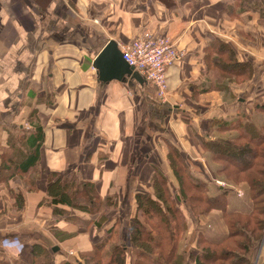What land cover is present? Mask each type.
<instances>
[{
	"label": "crops",
	"instance_id": "0c3cea01",
	"mask_svg": "<svg viewBox=\"0 0 264 264\" xmlns=\"http://www.w3.org/2000/svg\"><path fill=\"white\" fill-rule=\"evenodd\" d=\"M145 31L169 37L182 54L167 71V102L133 76L101 82L94 67L110 41L122 51ZM216 40L231 44L255 70L245 86L233 84L239 100L229 103L218 51L208 57ZM263 96L264 17L250 0H0V155L16 160L10 139L16 144L33 134L34 124L44 134L37 190L29 192L17 176L0 184V264H37V246L56 264H78L74 258L92 253L109 222H128L137 193H153L155 168L177 191L166 140L193 176L216 177L199 138L214 140V120L247 111ZM72 173L93 184L96 196L115 198L101 230L97 216L67 209L90 222L76 225L42 204L49 175ZM9 190L24 195L21 209ZM230 202L232 209H250ZM258 256L255 264H264V243Z\"/></svg>",
	"mask_w": 264,
	"mask_h": 264
},
{
	"label": "trees",
	"instance_id": "16d2710c",
	"mask_svg": "<svg viewBox=\"0 0 264 264\" xmlns=\"http://www.w3.org/2000/svg\"><path fill=\"white\" fill-rule=\"evenodd\" d=\"M247 1L242 0V3L247 4ZM250 3L251 10L264 17V0H250ZM214 43L216 45L208 49L211 50L208 57L213 58V53L218 51L220 60L217 70L225 79L233 80L241 86L253 79V65L248 61L241 62L231 44L222 40ZM224 88L226 94L233 93L226 85ZM233 96L235 98L234 93ZM261 112L264 113V103L254 102L247 111L227 119L214 120L211 127L219 134L214 140L199 138L202 149L209 153L211 162L215 166L222 165L216 170L218 178L232 186H239L238 183L245 178L248 199L252 202L250 209H232L228 189L220 187L217 194L211 195L208 186L200 178L193 176L180 149L166 140L169 166L175 174L174 184L180 195L175 196L176 188L174 190L171 187L166 174L155 168L151 179L153 193H137L136 208L130 215V220L127 223L120 220L109 222L105 237L102 236V240L97 237L98 240L93 245L94 254L84 259L89 264H129L127 257L134 250L130 264H185L189 246L185 241L189 234L182 206L185 205L197 219L214 211L221 213L223 227L227 228V232L217 237L206 236L201 232L194 237L197 254L190 257L194 264H255L264 243V123L260 125L255 116ZM33 126V134L18 136L16 144L13 143V137L10 139L9 144L17 153L16 160L6 153L0 155V184L6 185L17 176L21 177L29 192L37 190L44 134L41 126ZM230 153L249 154L251 157L245 165L238 166L230 163L227 157ZM9 192L15 199L16 206L21 209L19 204L24 201V195ZM46 196L47 199L42 204L55 206V215H67L68 221L76 225L88 226L90 222L85 223L81 218L71 217L67 209L86 213L91 217L97 216L94 225L98 230L107 223V216L117 207L113 196H96L94 185L81 181L74 173L63 177L49 175ZM241 219L247 220L243 223ZM250 221L255 222L252 231L247 227ZM228 244L233 245L236 250L228 247ZM34 257L37 264H56L52 253L39 246L35 247Z\"/></svg>",
	"mask_w": 264,
	"mask_h": 264
},
{
	"label": "rangeland",
	"instance_id": "374dc122",
	"mask_svg": "<svg viewBox=\"0 0 264 264\" xmlns=\"http://www.w3.org/2000/svg\"><path fill=\"white\" fill-rule=\"evenodd\" d=\"M260 50H261V48H260ZM218 77H219L220 81L224 82V85H226V88L232 89L233 84H235L233 82V80H228V79L223 80L224 76L220 72L218 73ZM219 80H218V82H219ZM258 80H259V78H258ZM244 85H245V83L242 84V86H244ZM169 92H170V89L168 90L167 96L165 98H159V96L157 95L158 99H160V101L162 100L164 102H167L166 99L169 97ZM246 96H244V97H246ZM225 100L229 103L232 100H239V99L237 98V96H235V98H234L233 93L230 92L229 94L227 93ZM259 102H260V104L264 103V96L259 99ZM255 116H256L258 122H260V125L264 123V113L261 112L259 115L256 114ZM243 147H247V146H243ZM227 157H228V159H230V163L237 164L238 166H242V165H245L247 162H249L251 156L249 154L248 155H239L238 153H234V154L230 153L227 155ZM221 166H222L221 164L218 166L214 165V167L212 166L214 168V171H215V172H213V174L215 173L216 177H213V176L209 177L208 176L205 179L200 178V180H202L203 183H205L208 186L209 193L211 195L217 194L218 189L220 187L223 189H228V190H230V195H229L230 201L231 200L233 202H235L237 200L242 201L245 203V205H248L249 207H251L252 202H251V199H248V195H247V188L248 187H247V185H245V182H244L245 178L241 179V181L238 183L239 186H236V185L232 186V185L228 184L225 180H222L221 178L217 177L216 170L220 169ZM240 192L243 193L242 196H239ZM175 194H176L175 196H177V197H178V195H180L178 191H176ZM182 206L184 208V214L186 215L187 225H188V229H189V234L187 235V237L185 239L186 244H189V246L187 247L188 257L186 255V263L185 264H194L193 259L190 258L192 255L197 254V251L195 250L197 248H195L196 242H194L195 241L194 237H197V235L200 232H201V234H204L206 236L209 235L211 237H217V236L224 234V232H227V228L223 227L222 214L217 212V211H214L210 214L208 213L207 215H204V216H200V217H198L199 219H197L196 216L192 214L191 210L187 206H185V205H182ZM125 210H128V208H126ZM244 211H247V209ZM132 213H133V209H132L130 215ZM129 220H130V216H127V220H125V221H129ZM241 220L244 223L247 219H241ZM250 222H251L250 225H248L247 227L250 228V231H252L255 228V224H254L255 222H252V221H250ZM227 246L228 247L230 246V247L234 248V250H236L235 247L231 244H228ZM93 251L94 250L91 247L90 252H92V253L87 254V256H92L94 254ZM131 251H132L131 255H129V257H127L129 264L132 261L130 259V257L134 254V250H131ZM191 252H194V253H191ZM85 257H86L85 255L83 256V258H81V256L80 257L76 256L74 258V260L78 261L79 264H89L88 261H86L84 259ZM258 262H259V260H258Z\"/></svg>",
	"mask_w": 264,
	"mask_h": 264
},
{
	"label": "built area",
	"instance_id": "2783aa9c",
	"mask_svg": "<svg viewBox=\"0 0 264 264\" xmlns=\"http://www.w3.org/2000/svg\"><path fill=\"white\" fill-rule=\"evenodd\" d=\"M121 52L123 60L155 88L159 98H165L169 90L167 71L182 60L177 45L169 37H156L145 31L129 45L123 46ZM242 195L240 192L239 196Z\"/></svg>",
	"mask_w": 264,
	"mask_h": 264
},
{
	"label": "water",
	"instance_id": "95a60500",
	"mask_svg": "<svg viewBox=\"0 0 264 264\" xmlns=\"http://www.w3.org/2000/svg\"><path fill=\"white\" fill-rule=\"evenodd\" d=\"M94 67L101 82H110L112 80H124L125 77H134L143 82L140 74L135 72L129 64L123 60V55L116 42L110 41L102 53L94 60ZM59 248L54 247V252Z\"/></svg>",
	"mask_w": 264,
	"mask_h": 264
}]
</instances>
